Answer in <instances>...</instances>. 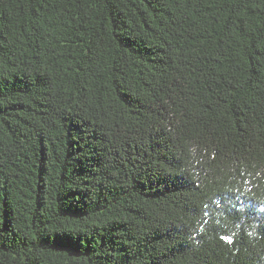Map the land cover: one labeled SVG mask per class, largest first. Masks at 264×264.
Instances as JSON below:
<instances>
[{"label":"trees","instance_id":"1","mask_svg":"<svg viewBox=\"0 0 264 264\" xmlns=\"http://www.w3.org/2000/svg\"><path fill=\"white\" fill-rule=\"evenodd\" d=\"M0 264H264V0H0Z\"/></svg>","mask_w":264,"mask_h":264}]
</instances>
